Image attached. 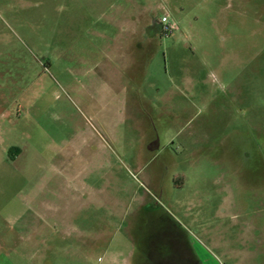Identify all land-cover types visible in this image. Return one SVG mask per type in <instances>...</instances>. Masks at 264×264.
I'll list each match as a JSON object with an SVG mask.
<instances>
[{
  "label": "rangeland",
  "instance_id": "rangeland-1",
  "mask_svg": "<svg viewBox=\"0 0 264 264\" xmlns=\"http://www.w3.org/2000/svg\"><path fill=\"white\" fill-rule=\"evenodd\" d=\"M148 253L264 264V0H0V264Z\"/></svg>",
  "mask_w": 264,
  "mask_h": 264
},
{
  "label": "built area",
  "instance_id": "built-area-1",
  "mask_svg": "<svg viewBox=\"0 0 264 264\" xmlns=\"http://www.w3.org/2000/svg\"><path fill=\"white\" fill-rule=\"evenodd\" d=\"M160 24L162 25L163 27V34L164 35H168L171 33L172 30H174L175 27H173L170 22H169V17L168 16H163L161 19H160Z\"/></svg>",
  "mask_w": 264,
  "mask_h": 264
},
{
  "label": "flooded vegetation",
  "instance_id": "flooded-vegetation-1",
  "mask_svg": "<svg viewBox=\"0 0 264 264\" xmlns=\"http://www.w3.org/2000/svg\"><path fill=\"white\" fill-rule=\"evenodd\" d=\"M156 30H160L161 31V34H163V27L162 25L160 24V22L158 21L157 24H156ZM145 261H147L148 263H152L154 264V262L151 261V255L148 253L146 254V259ZM144 261V262H145ZM144 264V263H143Z\"/></svg>",
  "mask_w": 264,
  "mask_h": 264
},
{
  "label": "trees",
  "instance_id": "trees-1",
  "mask_svg": "<svg viewBox=\"0 0 264 264\" xmlns=\"http://www.w3.org/2000/svg\"><path fill=\"white\" fill-rule=\"evenodd\" d=\"M192 255L189 258V263L190 264H201L198 259L195 257V255L193 253H191ZM162 264V263H160ZM164 264V263H163Z\"/></svg>",
  "mask_w": 264,
  "mask_h": 264
},
{
  "label": "crops",
  "instance_id": "crops-1",
  "mask_svg": "<svg viewBox=\"0 0 264 264\" xmlns=\"http://www.w3.org/2000/svg\"><path fill=\"white\" fill-rule=\"evenodd\" d=\"M116 82V81H115ZM121 85V86H120ZM119 86H116V88H118V89H120L121 91H123V89H125V86H126V84H122V82H121V84H120ZM120 87V88H119ZM135 87V89H136V87H137V89L139 88V86H134Z\"/></svg>",
  "mask_w": 264,
  "mask_h": 264
}]
</instances>
